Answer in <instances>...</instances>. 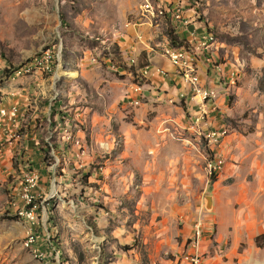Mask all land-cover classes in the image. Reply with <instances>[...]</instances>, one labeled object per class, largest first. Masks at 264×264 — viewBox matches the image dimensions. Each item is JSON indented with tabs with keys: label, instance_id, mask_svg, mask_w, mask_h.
<instances>
[{
	"label": "rangeland",
	"instance_id": "obj_1",
	"mask_svg": "<svg viewBox=\"0 0 264 264\" xmlns=\"http://www.w3.org/2000/svg\"><path fill=\"white\" fill-rule=\"evenodd\" d=\"M184 1L211 26L218 44V60L208 68L224 78V91L213 92L215 104L224 102L216 109L220 126L201 128H217L222 139L199 135L193 118L200 99L175 85L164 98L142 99L140 106L121 102L137 82V71L148 64L142 55L124 53L120 41L126 36L145 41L146 27L127 25L146 4L147 13H154L158 0H0V84L42 74L47 95L65 105L67 95L70 100L60 124L43 119L48 129L37 147L48 150L41 161L48 162L49 173L32 164L20 138L25 122L20 131L15 124L9 150L0 147V264H181L191 252L192 230L184 236L180 217L186 213L191 225L201 221L205 228L211 211L204 209L203 198L217 180L235 184L247 196L235 209L249 217V190L254 181L264 182V0ZM178 9L185 8L178 3ZM168 14H175V7H168ZM155 19H163V11H155ZM141 25L147 26V19H140ZM169 27L164 26L166 37ZM24 107L30 116V105ZM93 120L98 138L90 135ZM56 128L65 144L60 151ZM77 137L85 155L76 169ZM224 138L218 165L223 170L230 163L232 171L210 176L206 162ZM26 174L38 185L41 175L56 181V188H44L37 200L34 225L17 215ZM30 236L34 244L28 243ZM245 249L241 244L239 252ZM248 258L249 264H264V248L254 246Z\"/></svg>",
	"mask_w": 264,
	"mask_h": 264
},
{
	"label": "crops",
	"instance_id": "obj_2",
	"mask_svg": "<svg viewBox=\"0 0 264 264\" xmlns=\"http://www.w3.org/2000/svg\"><path fill=\"white\" fill-rule=\"evenodd\" d=\"M162 2L167 5H174L178 2L185 8L184 11L186 18H184L185 21L183 23H177L175 20L170 18L172 27L181 40L188 39V36L192 31L196 32V34H213L212 32L208 33V30H211V26L206 24L204 20L199 19L198 13L195 12L193 4L189 5V3L184 0H162ZM165 20H162L157 26L152 28L146 25L138 27L147 28V37L145 38V41L135 42L129 36H126L125 40L120 41L119 47L124 51V53L131 52L136 59L142 55L145 64L163 68L168 73L166 78H155L150 82V84H147L144 87V99L153 97H156L157 100L162 99L164 98V93H166V91L172 92V85L177 86L178 91L185 92L188 96L192 95L191 91L183 85L179 77L176 76L173 70H171L168 62L155 51L161 46L170 44L164 34V26L166 24ZM140 34L144 39L145 33L140 32ZM217 45V41L214 42V45H212V62H216L218 60L219 48ZM198 67L197 71L200 86L205 89L213 90L216 93L218 92V94L221 91H224L225 83L222 80L224 78L219 76L220 74L218 75L217 70L212 68L209 69L203 62H200ZM44 83L45 79L43 78V75L35 74L30 77H19L14 81L3 80L0 84V109H5L11 104H17L16 108L18 110V114H21L22 119L20 124H18L19 131L24 128V122L26 123V128H24L23 133L21 131L20 138L21 140L24 139V144L27 148L29 147L31 153L30 158L32 159L31 161L35 164H41L39 161H41V153H43V149L39 152V148L37 146L39 145L41 139H45L42 131L48 129L47 125L45 129L42 127L44 125L43 119L46 118V121L50 120L49 117L53 108L54 111L51 116L53 118L54 126L55 124H60V116L64 118L66 115V111L63 110L67 109L66 105H70L68 95L66 96V105L61 100H54L53 97L47 95L48 90ZM131 86L132 85L124 91L121 100L124 104L132 105L130 101L134 95L130 93ZM31 88L35 89L34 95L30 94ZM228 90H230V88H228L227 91ZM159 91H162V95L160 96L157 95ZM220 96L222 95L220 94ZM220 96L219 98L221 101ZM223 103V101H221V104L219 102L218 104L216 103L218 109L223 108ZM26 105H30L31 113L28 117H25L26 109L24 106ZM74 114L81 115L77 112ZM218 114L219 112H214L211 115L213 118V122L211 123L215 127L218 126L219 128L221 121L219 117L221 114ZM75 119L77 120V118ZM94 127L93 120V123L90 126V135L93 138H98V134L96 133V130H94ZM56 131L55 141L57 140V144L55 145V148L60 151L65 144L59 141L61 134H59L58 129ZM226 143L227 138H224L221 145L212 150L214 157L223 158ZM257 167L258 168H255L256 170L260 168L259 166ZM39 171L42 173L41 169ZM44 171L48 172L46 168ZM224 171H232V164L224 163L222 172L219 173L220 175L218 174L219 177ZM257 173H259V171ZM49 177L51 178V176ZM50 178L44 179L41 175V182L50 180ZM47 185L48 184H41L40 186H43L41 189L45 190L44 188L48 187ZM249 195L251 196L249 204L252 205V212L249 217H247L245 211H236L235 209V205H240L241 203L248 201L247 196L235 188V184L225 186L222 184L221 180H217L213 184L210 195L212 196V209L209 214V222L204 225L203 241L200 245V253L206 258L207 264H249L250 260L248 255L249 252H251V248L255 246V238L264 234V217L260 218V216H258V208L260 209V205H263L262 212L264 213V182L261 180L254 181L249 190ZM180 220L184 224V236H188L192 230L188 214L184 213L181 215ZM241 244L246 245V249L242 253L239 252ZM253 261L254 260H252V262Z\"/></svg>",
	"mask_w": 264,
	"mask_h": 264
},
{
	"label": "built area",
	"instance_id": "obj_3",
	"mask_svg": "<svg viewBox=\"0 0 264 264\" xmlns=\"http://www.w3.org/2000/svg\"><path fill=\"white\" fill-rule=\"evenodd\" d=\"M146 10H139V15L137 20L129 23L127 26L131 27H139L140 19H147V26L154 27L157 26L159 22L165 19L170 18H179L181 22V18H186L185 11H181L178 9V3L174 5H167L162 2V0H158V4L154 6V13H147ZM168 7H175V14H168ZM155 11H163V19H155ZM213 34H196V32L192 31L188 39H186V44L190 45V53H174V47L167 44L165 46H161L155 51L164 58L171 70L179 77V79L185 84V86L191 91L192 97L196 96L200 99L199 101V111L193 118V122L198 127V129H202L201 126L203 124L212 125L213 118L211 115L216 112L217 106H215V100H213V90L205 89L199 84V76H194V69H198V65L200 62H203L205 65L209 66L212 63L211 56V48L204 47V39ZM135 60L132 61L134 63ZM38 63H45L44 61H40ZM219 73V70H218ZM167 71L163 68L145 65L142 66L136 74L137 82L132 84L130 93L134 95L130 103L134 106H140V100L145 97L144 87L147 84L158 77L166 78ZM20 75V74H18ZM234 73L230 74L229 80L230 83H234L235 80ZM55 99V98H54ZM16 106L17 104H11L9 107L1 110L0 112V147L3 149L9 150V142L14 137V126L15 124H20L22 121L21 114H16ZM73 121V120H72ZM78 130V128H77ZM204 139L206 137H214V139H222V131H218L217 128L215 130L212 129H202V134ZM52 139H47V145L52 151L51 145ZM1 148V149H2ZM80 140L77 137V145L74 151V157L76 158V169L80 166H83L81 162H83V158L85 155L84 151H81ZM1 151V150H0ZM48 151V150H46ZM214 156V153H213ZM56 155H55V168H56ZM41 164L32 163L34 166H38L41 171L47 167L48 162H42ZM208 166L210 167V176H215L222 171V165H218V158L214 157L213 159L207 161ZM78 164V167H77ZM63 178V177H62ZM41 184H48L49 189L56 188V181L53 180H45V182H41ZM45 195L44 190L41 189L40 185H33V177L31 178V187L29 192H26V201L21 202L23 205L21 207L22 211L25 212L26 216H28L31 222H35L36 219V211L37 205L36 202L42 195ZM57 192L54 190L52 195H56ZM48 198V197H46ZM45 200V198H43ZM201 221H196L192 225V239L190 242L191 252L186 254L181 259V264H207L206 258L199 252L200 245L203 241L204 227Z\"/></svg>",
	"mask_w": 264,
	"mask_h": 264
},
{
	"label": "bare ground",
	"instance_id": "obj_4",
	"mask_svg": "<svg viewBox=\"0 0 264 264\" xmlns=\"http://www.w3.org/2000/svg\"><path fill=\"white\" fill-rule=\"evenodd\" d=\"M180 10V9H179ZM182 11V10H181ZM179 20V18H177ZM182 20V18H181ZM215 42V38L213 35L208 36L206 39H204V47H209L212 49V45H214ZM174 53H190V45L188 47H182V48H174ZM194 76H198V71L197 69H194ZM214 97V96H213ZM16 114H17V108H16ZM72 138V137H70ZM31 176H29V174H26L23 176V180H22V188H21V192H20V202L26 201V192H29L30 187H31ZM33 185H38L37 181L35 178H33ZM17 215L20 218L25 219V221L30 222L32 225H34L35 222H31L28 218V216H26L25 212L22 211V209L19 207L17 209ZM34 237L30 236L28 243L29 244H34Z\"/></svg>",
	"mask_w": 264,
	"mask_h": 264
},
{
	"label": "trees",
	"instance_id": "obj_5",
	"mask_svg": "<svg viewBox=\"0 0 264 264\" xmlns=\"http://www.w3.org/2000/svg\"><path fill=\"white\" fill-rule=\"evenodd\" d=\"M167 20L168 21L166 22V24H169L170 25V27L167 29V33H166L167 34V37L169 39V43H170L169 45L173 46L174 48L188 47L189 44H186V41L185 40H181L177 36L174 28L171 25L170 20L169 19H167ZM209 32L210 31L208 30V33ZM52 114H53V108H52V112L50 114V117H51V121L50 122H51V125H54L53 118L51 116ZM43 152H46V151L43 149ZM255 246L258 249L264 248V234L263 235H260V236H258V237L255 238Z\"/></svg>",
	"mask_w": 264,
	"mask_h": 264
},
{
	"label": "water",
	"instance_id": "obj_6",
	"mask_svg": "<svg viewBox=\"0 0 264 264\" xmlns=\"http://www.w3.org/2000/svg\"><path fill=\"white\" fill-rule=\"evenodd\" d=\"M203 203H204L203 204L204 209L207 211H211V209H212V196H210V195L204 196Z\"/></svg>",
	"mask_w": 264,
	"mask_h": 264
}]
</instances>
